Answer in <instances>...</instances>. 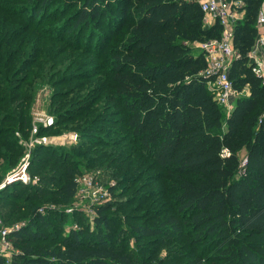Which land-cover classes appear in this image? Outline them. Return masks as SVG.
<instances>
[{"label": "trees", "instance_id": "trees-1", "mask_svg": "<svg viewBox=\"0 0 264 264\" xmlns=\"http://www.w3.org/2000/svg\"><path fill=\"white\" fill-rule=\"evenodd\" d=\"M26 1L33 9L31 24L35 19L44 22V14L57 3L80 5L74 26L100 37L96 49L97 58L104 61L101 92H108L104 98L108 111L124 117L128 138L139 144L153 169L175 181L173 201L187 216L133 225L114 234L105 215L114 205L109 203L97 209L94 221L104 232L93 234L85 225L72 229L55 248L36 246L47 240L44 233L52 227L39 210L31 212L28 203L54 191L73 198L81 173L67 151L37 145L31 151L28 171L34 169L39 182H15L0 192L3 223L13 228L25 222L11 233L22 248L14 254L13 264H168L153 252L177 239L185 242L190 234L188 245L214 253L180 264H209L211 260L264 264V78L253 72L248 56L258 37L257 18L264 0H239L242 4L237 6L244 15L232 34L236 56L229 78L238 97L230 109L221 106L208 87L214 76L206 73L208 62L198 47L220 40L224 28L219 21L205 26L198 1ZM23 33L27 32L0 28V184L25 154L19 142L31 133L35 88L47 84L46 76L53 68L63 66L56 46L60 40L39 39L34 34L22 38ZM63 97L66 94L54 99ZM94 103L81 104L73 116L60 112L53 117L54 125L41 127L39 135L48 136L65 123L79 120L73 128L82 133L93 130L92 120L105 109L104 104L93 110ZM70 105L71 100L62 101L61 111ZM87 144L77 147L85 150L83 160H88L90 152L99 156L92 157L89 165L100 156L107 158L108 151L89 149ZM52 183L59 188L45 186ZM17 184L16 194L4 196ZM26 213L30 215L25 220ZM128 235L149 239L138 244L139 254L127 247ZM5 261L0 258V264Z\"/></svg>", "mask_w": 264, "mask_h": 264}, {"label": "rangeland", "instance_id": "rangeland-1", "mask_svg": "<svg viewBox=\"0 0 264 264\" xmlns=\"http://www.w3.org/2000/svg\"><path fill=\"white\" fill-rule=\"evenodd\" d=\"M79 7L80 5H72L67 1L57 3L44 14V22L35 19L31 24L30 16L32 18L31 10L33 9L27 6L26 0H0V28H15L17 32H27L23 33L22 38L34 34L39 39L53 38L56 41H61V44L56 46L58 54L61 55L59 58H63V66L53 68L46 76L47 84L38 85L35 88L31 115L40 113L56 118L57 114L63 112L65 116H73L75 110H79L81 108L79 106L83 103L91 104L95 101L91 107L93 110L94 108H103L106 103L104 98L108 92H101L105 84L101 74L104 61L97 58L98 50L96 49L100 37L92 34L89 30L78 29L82 28L80 26H74V15ZM18 17L20 19H16ZM31 28H41L40 30L43 32L40 30L31 31ZM111 48L112 45L107 47L106 54ZM60 94H66V97L54 99ZM66 99L71 100V105L65 111H61L60 104ZM104 108V111L96 114L97 116L92 120L93 130L91 131L82 133L80 129L73 128L76 123L80 122L79 120L70 124L65 123L48 135L50 141L47 145L67 151L74 160V163H71L81 173L76 178L79 181L77 182L76 195L73 198H65L54 191L38 201L28 203L31 206V212L35 209L39 210L47 217L52 227L49 232L44 233L47 240L36 246L55 248L72 229L77 230L85 225L93 234L104 232L105 229L103 227L98 229L94 221L98 214L97 209L109 203H114V205L105 215L109 224L114 228L111 231L114 234L133 225L158 224L171 216L182 220L186 219L187 215L179 211L173 201L175 181L163 177L162 172L153 169L139 144L128 138L124 117L114 115V111H108V103ZM18 136L20 137V135ZM30 141L31 136L27 139L22 138L19 142L25 153L28 151ZM87 142L89 144L91 142V144H87L86 148L100 149L101 152L108 151L107 158L100 156V162L96 160L92 165H89L92 157L99 156L96 151L90 152L87 156L88 160H83L85 150L77 147ZM32 149H30V154ZM23 158L24 156L11 169V172L21 166ZM102 160L104 162H101ZM34 171L33 169V172H27L30 178V182L27 184L39 182L38 175L33 174ZM120 171L122 173H119ZM111 173L115 174L117 178H112ZM16 186L19 185L10 187L4 196L11 195L12 197L16 194V188H19ZM45 186L51 190L59 188L56 183ZM5 187L0 188V192ZM29 215L30 213H26L22 218L26 220ZM0 221L1 240L2 229H11L12 227L3 223L1 217ZM192 236L193 234L186 235L187 241ZM127 238V247L135 254H139L138 244H144L149 240L130 235ZM114 239H116V235ZM187 241L182 242L177 239V241L171 242L169 247L160 248L157 254H155L156 252L153 254L155 258L168 264H180L196 257L206 259L214 253L211 250L201 252L188 245ZM9 243L10 248L5 250L7 252L0 257L6 260L5 264H13L14 254L22 250L21 246L13 240L11 234ZM157 248L155 247V250ZM140 256L144 258L145 253H140ZM209 264L218 263L211 260Z\"/></svg>", "mask_w": 264, "mask_h": 264}, {"label": "built area", "instance_id": "built-area-1", "mask_svg": "<svg viewBox=\"0 0 264 264\" xmlns=\"http://www.w3.org/2000/svg\"><path fill=\"white\" fill-rule=\"evenodd\" d=\"M199 2L202 11L205 14V19L212 18L213 21H219L224 28L223 37L220 40L208 41L198 45L200 52L204 54L208 68L207 74L214 76L213 81L208 83L216 95L218 103L224 108L230 109L234 103L238 93L233 88V84L229 78V71L231 64L236 56V51L233 47V28L238 20L237 6L242 4L241 1L235 0L229 2L228 0H196ZM258 37L255 45L249 52V60L253 65V72L257 76L264 78V2L260 9L257 18ZM54 125V118L45 114L32 115L31 141L29 143L28 151L22 159L21 166L9 172L3 181L0 188L11 185L15 182L27 184L30 178L27 174L29 166L30 149L37 145H47L50 141L48 136H40V128L51 127ZM226 152V151H225ZM77 182L79 180H76ZM1 224V221H0ZM21 225L15 227L3 228L0 240V257L6 253L10 248L9 235L14 231L20 229Z\"/></svg>", "mask_w": 264, "mask_h": 264}, {"label": "crops", "instance_id": "crops-1", "mask_svg": "<svg viewBox=\"0 0 264 264\" xmlns=\"http://www.w3.org/2000/svg\"><path fill=\"white\" fill-rule=\"evenodd\" d=\"M229 2H233V1H235V0H228ZM243 15H244V13L243 12H238L237 13V17L239 18V19H241L242 17H243ZM214 24V21H213V19L212 18H207V19H205V26L208 28V27H210V26H212Z\"/></svg>", "mask_w": 264, "mask_h": 264}]
</instances>
